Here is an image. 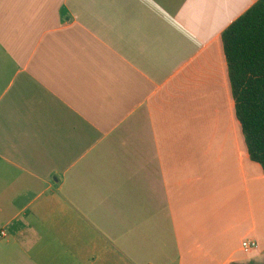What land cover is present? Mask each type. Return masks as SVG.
<instances>
[{
	"label": "crops",
	"instance_id": "crops-1",
	"mask_svg": "<svg viewBox=\"0 0 264 264\" xmlns=\"http://www.w3.org/2000/svg\"><path fill=\"white\" fill-rule=\"evenodd\" d=\"M258 1L0 0V264H264L222 43Z\"/></svg>",
	"mask_w": 264,
	"mask_h": 264
},
{
	"label": "trees",
	"instance_id": "trees-1",
	"mask_svg": "<svg viewBox=\"0 0 264 264\" xmlns=\"http://www.w3.org/2000/svg\"><path fill=\"white\" fill-rule=\"evenodd\" d=\"M222 43L249 157L264 172V0L225 30Z\"/></svg>",
	"mask_w": 264,
	"mask_h": 264
},
{
	"label": "built area",
	"instance_id": "built-area-1",
	"mask_svg": "<svg viewBox=\"0 0 264 264\" xmlns=\"http://www.w3.org/2000/svg\"><path fill=\"white\" fill-rule=\"evenodd\" d=\"M5 234L2 233V236H4ZM242 247L244 249H253V248H257V245L255 242H250V241H246L242 244Z\"/></svg>",
	"mask_w": 264,
	"mask_h": 264
}]
</instances>
